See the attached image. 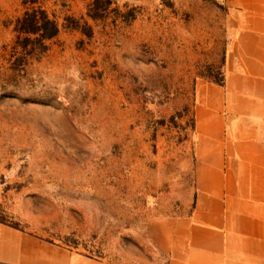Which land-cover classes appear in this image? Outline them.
Listing matches in <instances>:
<instances>
[{
  "label": "rangeland",
  "instance_id": "374dc122",
  "mask_svg": "<svg viewBox=\"0 0 264 264\" xmlns=\"http://www.w3.org/2000/svg\"><path fill=\"white\" fill-rule=\"evenodd\" d=\"M35 8L56 36L20 29ZM252 27L264 0H0V222L30 238L0 264H173L199 83L225 91Z\"/></svg>",
  "mask_w": 264,
  "mask_h": 264
},
{
  "label": "crops",
  "instance_id": "0c3cea01",
  "mask_svg": "<svg viewBox=\"0 0 264 264\" xmlns=\"http://www.w3.org/2000/svg\"><path fill=\"white\" fill-rule=\"evenodd\" d=\"M261 32L240 34L226 64L225 91L199 83L194 206L167 230L173 264H264ZM29 240L0 222V262H24Z\"/></svg>",
  "mask_w": 264,
  "mask_h": 264
},
{
  "label": "trees",
  "instance_id": "16d2710c",
  "mask_svg": "<svg viewBox=\"0 0 264 264\" xmlns=\"http://www.w3.org/2000/svg\"><path fill=\"white\" fill-rule=\"evenodd\" d=\"M19 22L23 32L39 34L40 41L53 38L58 33V26L42 8L26 11Z\"/></svg>",
  "mask_w": 264,
  "mask_h": 264
}]
</instances>
